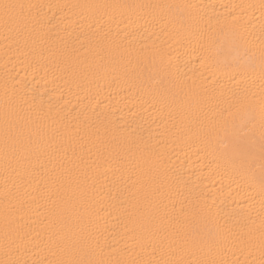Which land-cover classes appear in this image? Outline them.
Masks as SVG:
<instances>
[{"label":"snow or ice","instance_id":"1","mask_svg":"<svg viewBox=\"0 0 264 264\" xmlns=\"http://www.w3.org/2000/svg\"><path fill=\"white\" fill-rule=\"evenodd\" d=\"M51 7L0 0V29L6 38L30 36L42 23L43 9ZM55 7L121 10L119 19L155 36L150 44L141 45L140 53L147 61L143 67L149 91L158 102L170 108L177 105L189 131L195 126L202 150L212 157L218 174L230 175L240 188V202L228 210L203 191L193 193L175 173L160 166L164 145L157 138V146L144 147L154 161L151 196L158 197L167 181V199L173 210L179 206L178 212L169 215L164 204L161 213L150 201L152 211L130 216L120 237L105 236L82 223L83 217L68 216L65 230L29 239L30 232L21 234L23 208L8 206L5 185L0 264H264V0L258 5H225L221 15H207V5L192 3ZM106 15L94 16L91 26L98 35L104 32ZM106 38L105 32L98 47ZM172 42L194 58L183 68L172 63V52L178 50L168 47ZM153 66L158 68L156 75L147 71ZM0 119L6 174L49 152L67 160L78 138L69 134L78 131L75 127L63 131L56 127L61 118L59 112L53 115L51 105L37 104L22 89H10L7 78ZM104 166L111 163L105 160ZM65 172L73 169H64L53 182L61 183ZM181 197H192V202L185 206ZM79 198H84L83 192Z\"/></svg>","mask_w":264,"mask_h":264},{"label":"bare ground","instance_id":"2","mask_svg":"<svg viewBox=\"0 0 264 264\" xmlns=\"http://www.w3.org/2000/svg\"><path fill=\"white\" fill-rule=\"evenodd\" d=\"M22 2L52 7L43 9L42 23L30 36L6 38L0 29V118L7 78L10 89H22L37 104L51 105L53 115L59 112L61 118L56 127L62 131L75 127L78 131L69 134L78 138L72 142L67 160L49 152L46 157L33 156L29 163L15 172L9 169L6 174L0 137V255L5 185L8 206L23 208L25 227L21 234L30 232L29 239L37 233L54 234L65 230L68 216L83 217L82 223L86 222L105 236L120 237L126 220L141 210L147 214L159 205L163 213V205L167 204L168 214L174 215L179 206L173 210L167 199V181L158 197L151 196L150 175L155 173V168L144 147L157 146V138L164 145L160 166L175 173L193 193L203 191L228 210L240 202V188L230 175L218 174L216 166L211 164L212 157L202 150L195 126L189 131L181 123L178 106L170 108L167 103L158 102L149 91L143 67L147 61L140 53L141 45L150 44L155 36L119 19L121 10L55 6L192 3L207 5L204 10L207 15H221L226 13L225 5H258L260 0ZM105 12L104 32L98 35L91 25L95 15ZM109 16L117 19H109ZM255 18L258 29L259 9L255 10ZM105 32L107 38L102 47H98ZM168 47L178 49L172 52L173 64L179 63L183 68L187 60L194 59L187 49L175 42ZM147 71L156 75L158 68L153 66ZM152 84L155 87L154 81ZM97 131L99 137L94 134ZM58 142L63 141L58 139ZM105 160L111 167L104 166ZM68 168L73 172H65L62 182L54 183L53 179ZM179 187L183 191V184ZM81 192L84 193L82 199L79 198ZM179 199L184 200L185 206L192 202V197ZM150 201L152 208L148 206Z\"/></svg>","mask_w":264,"mask_h":264}]
</instances>
